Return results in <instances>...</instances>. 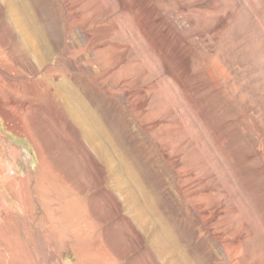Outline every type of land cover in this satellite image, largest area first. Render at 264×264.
Wrapping results in <instances>:
<instances>
[{"label":"rangeland","instance_id":"rangeland-1","mask_svg":"<svg viewBox=\"0 0 264 264\" xmlns=\"http://www.w3.org/2000/svg\"><path fill=\"white\" fill-rule=\"evenodd\" d=\"M0 101V264H264V0H0Z\"/></svg>","mask_w":264,"mask_h":264},{"label":"bare ground","instance_id":"bare-ground-1","mask_svg":"<svg viewBox=\"0 0 264 264\" xmlns=\"http://www.w3.org/2000/svg\"><path fill=\"white\" fill-rule=\"evenodd\" d=\"M0 105H1V101H0ZM9 164H10V161H9ZM23 165V164H22ZM12 168V165H9V168ZM7 178L8 180L10 181V174H7ZM13 193V192H12ZM54 210H56V212H59V209L55 208ZM10 211V210H9ZM55 222V221H54ZM80 225V224H79ZM0 226H2L3 230H4V235L1 234L0 236V247L3 249L0 251L1 254L3 255H7V257L9 256V258H12L13 257V254L11 256V251L13 250V245L12 243H14L15 241V235L13 231V228H10V226L8 225H5L4 223H2ZM64 230V233L67 234V233H72L71 230H68L66 228H63ZM75 231V230H74ZM76 232V231H75ZM27 246V245H26ZM26 249V248H25ZM2 255V256H3ZM1 258V257H0ZM11 261V260H10ZM9 262V261H8Z\"/></svg>","mask_w":264,"mask_h":264}]
</instances>
